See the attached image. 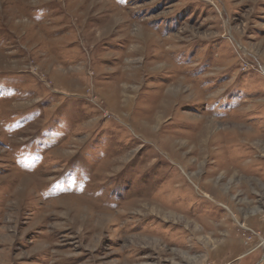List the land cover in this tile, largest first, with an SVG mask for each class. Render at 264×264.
<instances>
[{
    "label": "rangeland",
    "instance_id": "obj_1",
    "mask_svg": "<svg viewBox=\"0 0 264 264\" xmlns=\"http://www.w3.org/2000/svg\"><path fill=\"white\" fill-rule=\"evenodd\" d=\"M0 264H264V0H0Z\"/></svg>",
    "mask_w": 264,
    "mask_h": 264
}]
</instances>
